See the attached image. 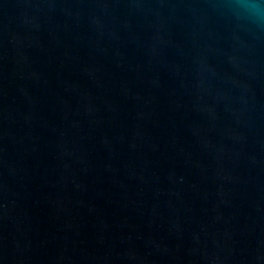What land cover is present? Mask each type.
Returning <instances> with one entry per match:
<instances>
[{
	"label": "water",
	"instance_id": "obj_1",
	"mask_svg": "<svg viewBox=\"0 0 264 264\" xmlns=\"http://www.w3.org/2000/svg\"><path fill=\"white\" fill-rule=\"evenodd\" d=\"M0 264H264V0H0Z\"/></svg>",
	"mask_w": 264,
	"mask_h": 264
}]
</instances>
